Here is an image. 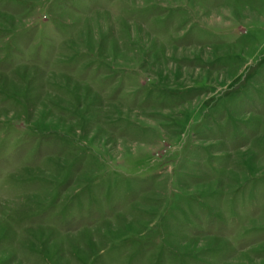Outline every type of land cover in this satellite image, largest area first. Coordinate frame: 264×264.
Masks as SVG:
<instances>
[{"label": "rangeland", "instance_id": "1", "mask_svg": "<svg viewBox=\"0 0 264 264\" xmlns=\"http://www.w3.org/2000/svg\"><path fill=\"white\" fill-rule=\"evenodd\" d=\"M0 264H264V0H0Z\"/></svg>", "mask_w": 264, "mask_h": 264}]
</instances>
